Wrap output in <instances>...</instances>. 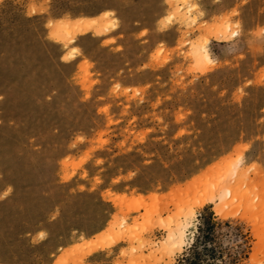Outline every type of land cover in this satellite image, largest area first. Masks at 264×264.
Listing matches in <instances>:
<instances>
[{
	"label": "rangeland",
	"instance_id": "obj_1",
	"mask_svg": "<svg viewBox=\"0 0 264 264\" xmlns=\"http://www.w3.org/2000/svg\"><path fill=\"white\" fill-rule=\"evenodd\" d=\"M176 3L0 0V264H264V0Z\"/></svg>",
	"mask_w": 264,
	"mask_h": 264
},
{
	"label": "bare ground",
	"instance_id": "obj_2",
	"mask_svg": "<svg viewBox=\"0 0 264 264\" xmlns=\"http://www.w3.org/2000/svg\"><path fill=\"white\" fill-rule=\"evenodd\" d=\"M176 5L177 6L175 8V11H176L175 13L180 14V16H182V17H185V16H187V14H189L190 10L185 12V14H181L185 9L188 10L189 8H191L188 5V0H179V3H176ZM106 16L107 15H105V17ZM105 17H103V18L99 17L98 19H96L94 21L80 22L78 24L80 29H78V30H80L83 33H85V32H87L89 30L92 31L91 29H94V28H97V29L100 28L101 29V28L107 27V24H106V21H105ZM215 29H219V28H215ZM107 30H108V28H107ZM221 30H223V29H221ZM217 31H220V29L219 30H215L214 33L215 34H219ZM221 33L223 34L224 32H221ZM97 34H99V33H97ZM225 34H223V35H225ZM221 38L223 40L222 36H221ZM218 41H219V39H218ZM197 48L198 49H196V51L194 52V58H195L194 60L196 62H198V63H196L197 65H199V64H211L212 62H214V61H212V59L210 57V53L208 51L206 42H204L200 46H197ZM204 69H206L207 71H210L212 69V67H211V69L210 68H204ZM206 70H205V72H206ZM238 163H240V161ZM232 165H233V163H232ZM230 167L226 166L225 168L229 169ZM230 169L227 170V171H229V172L232 171ZM240 174H241V172H240V170L237 169V166L235 164L233 175L239 176ZM236 179H237V182H238L239 179L237 177H236ZM236 179H235V181H236ZM234 184L235 185H227L226 186V184L225 185L220 184V181H219V184L215 183L214 184L215 185V191H211L210 190L209 194H206V199H204L202 201V204L200 203V205L199 204L196 205L195 209L203 207V205L206 203L205 201H208L209 203H215L216 204L217 201H219V203L224 202L226 200V198H234L236 200L238 198H241V200L243 198H245V196L247 195L246 192H245V195L243 197V195L240 192L241 189H239V187H237L236 182H234ZM230 205L231 204L228 202L227 205H224V208L229 209ZM195 209L193 208L191 210L183 211L182 213H180V218H178V221L176 223V228L169 231L167 239L164 242V247H163L162 250H166L168 252H171V251H174L175 249H181L186 244V241H187L186 234H187L189 228L193 226V223H194V220H195ZM214 210H215L217 215H219V216L223 215V208L221 207V205L216 204V206L214 207ZM124 226H125V224H124ZM112 227H111V229H112ZM257 252H258L257 249L253 250V254L251 255L252 256L251 257L252 260H254L256 258Z\"/></svg>",
	"mask_w": 264,
	"mask_h": 264
},
{
	"label": "trees",
	"instance_id": "obj_3",
	"mask_svg": "<svg viewBox=\"0 0 264 264\" xmlns=\"http://www.w3.org/2000/svg\"><path fill=\"white\" fill-rule=\"evenodd\" d=\"M182 262L185 264H200L201 263V256L196 255L194 257L186 256L182 259Z\"/></svg>",
	"mask_w": 264,
	"mask_h": 264
}]
</instances>
